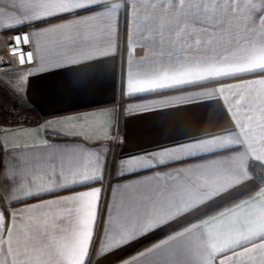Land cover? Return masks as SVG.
Returning <instances> with one entry per match:
<instances>
[{"label": "snow or ice", "instance_id": "obj_1", "mask_svg": "<svg viewBox=\"0 0 264 264\" xmlns=\"http://www.w3.org/2000/svg\"><path fill=\"white\" fill-rule=\"evenodd\" d=\"M25 24L36 64L0 86L26 98L52 71L60 102L119 65L121 99L140 102L0 138V264H93L154 231L123 264H264V0H0V29ZM121 112L201 126L117 157Z\"/></svg>", "mask_w": 264, "mask_h": 264}, {"label": "crops", "instance_id": "obj_2", "mask_svg": "<svg viewBox=\"0 0 264 264\" xmlns=\"http://www.w3.org/2000/svg\"><path fill=\"white\" fill-rule=\"evenodd\" d=\"M54 23L60 22L53 20ZM41 23L40 27H46ZM26 29L28 32L35 31V26L28 24L18 25L14 29H0V47L3 44L4 34L13 30ZM34 57L35 50L32 44ZM34 64L21 69L7 70L0 72V80L15 78L24 70L34 67ZM8 75L5 76L4 74ZM57 77L52 71L37 73L29 77L27 85V97L20 98L13 91L7 90L0 86V138L6 132L16 131L21 128L32 129L44 121L63 120L66 117H81L91 120L95 114L109 111L130 103H138V100L121 99L120 95V68L119 65L113 69L112 66L105 64L97 75L86 80L83 84L75 87H68L60 102H54L53 93L49 91L52 82ZM147 99V97L145 98ZM119 136L113 130L112 135L118 140L120 136L125 138V143L116 148L113 144V152L118 157L122 154V150L140 151L142 148L150 145L153 141L166 139L169 134L179 136L187 128L188 132H196L201 126L200 113H185L181 117L169 119L163 126L160 123L151 120L146 116H125L123 112L119 113ZM208 117H205L203 124H207ZM83 122V121H81ZM217 126L225 123L223 117L216 118ZM163 133V134H162ZM11 139V138H10ZM31 142V141H30ZM107 143H113L108 141ZM116 182L115 177L112 180ZM109 180H104V187L107 188ZM92 186H100L94 184ZM86 190L78 187L75 191ZM69 193L62 192L61 195ZM45 199L53 197L46 196ZM104 197H102V200ZM110 200V195L106 197ZM29 203H37L36 200H29ZM14 208L24 207L23 204H14ZM106 218V212H102L100 220ZM97 235H102V228L97 227ZM163 238L161 231L149 233L129 245L115 250L111 253H105L94 257L93 264H123L125 260H131L140 251L151 247L154 243L159 242Z\"/></svg>", "mask_w": 264, "mask_h": 264}, {"label": "built area", "instance_id": "obj_3", "mask_svg": "<svg viewBox=\"0 0 264 264\" xmlns=\"http://www.w3.org/2000/svg\"><path fill=\"white\" fill-rule=\"evenodd\" d=\"M29 33L26 29L20 30H13L4 34L3 44L0 47V72L7 71V70H16L21 68H26L34 64L33 61L29 62L27 60L26 53L29 51L33 52L32 43L24 44L23 43V35ZM14 36L21 37V45L20 47L23 49L25 56H24V63H18L16 57L21 55V53L17 52L13 54L12 47L15 45V41L11 39ZM34 56V52H33Z\"/></svg>", "mask_w": 264, "mask_h": 264}]
</instances>
